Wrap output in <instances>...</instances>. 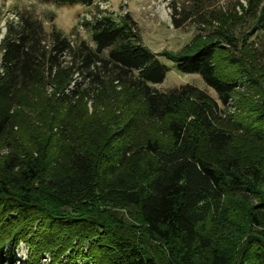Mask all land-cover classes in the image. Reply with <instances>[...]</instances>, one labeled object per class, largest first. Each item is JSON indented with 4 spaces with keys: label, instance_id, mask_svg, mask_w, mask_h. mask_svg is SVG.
<instances>
[{
    "label": "trees",
    "instance_id": "trees-1",
    "mask_svg": "<svg viewBox=\"0 0 264 264\" xmlns=\"http://www.w3.org/2000/svg\"><path fill=\"white\" fill-rule=\"evenodd\" d=\"M38 1L90 7L100 0ZM203 2L206 1L194 0L196 10H185L182 18L177 17L180 13L174 7V27L181 28L189 20L187 14L198 13ZM248 2V10L238 2L244 16L239 15L237 6L229 14L211 12L209 19L201 20L205 27L193 44L180 54L162 55L180 72L199 74L223 106L229 103L239 79L219 72L216 56L221 47L243 45L245 39L240 41L237 30L250 20L246 42L256 37L264 47V0ZM213 22L218 25L206 31ZM81 26L90 32L94 46L84 40L73 42L55 26L46 32L41 21L31 15H20L16 25L9 23L0 41V143L11 123V110L23 93L49 85L57 97L79 101L87 90L98 89L106 77L112 78L142 97L148 121H167L171 146L165 148L159 140L148 139L136 151L131 144H123L126 131L119 148H110L99 156L79 144H69L67 173L50 176L46 182L50 191L43 198L69 207L78 198H85L94 185L101 186L118 174L130 154L146 152L152 161L144 187L127 200L137 208L144 233L165 244L175 240L179 245L178 264H195L196 258L209 251L211 258L204 264H264V231L249 233L245 256L235 262L232 251L213 247L207 234L212 211L219 209L233 190H244L241 179L235 176L239 159H222L229 155L233 135L220 127L219 102L206 90L190 84L157 90L154 85L164 82L167 69L158 59L159 54L142 44L130 14L116 18L99 10L94 17L84 19ZM230 60L235 64L243 62L237 55ZM259 120L264 124L262 117ZM22 164H26L25 170L15 176ZM3 167L7 182L15 183L21 192H0V264H17L20 244L28 248V258L21 264H44L45 256L50 257L49 264H78L85 260L87 264L162 263L149 239L136 237V231L120 220L111 222L95 212L74 215L50 211L41 205L42 198L27 187L32 180L41 178L37 158L24 163L12 156L3 162ZM252 176L256 188L264 186L261 162L253 166ZM256 210L250 212L251 224L264 228V213ZM13 214L16 217H11Z\"/></svg>",
    "mask_w": 264,
    "mask_h": 264
},
{
    "label": "rangeland",
    "instance_id": "rangeland-1",
    "mask_svg": "<svg viewBox=\"0 0 264 264\" xmlns=\"http://www.w3.org/2000/svg\"><path fill=\"white\" fill-rule=\"evenodd\" d=\"M205 1L201 4L202 11L194 12V15L187 14L189 20L176 29L172 23L174 7L180 13L177 17L182 18L190 9L196 10L194 0H100L90 7L81 4L58 6L38 0H0V41L9 23L14 22L16 25L20 15L25 14L39 19L46 32L55 26L73 42L84 40L94 46L90 32L81 26L84 19L94 17L99 10L111 13L116 18L130 14L136 22L142 44L159 54L158 59L167 69L164 82L154 87L159 91H167L190 84L206 90L221 107L220 127L233 135L229 155L222 159H239V168L234 175L241 179L244 190H233L224 198L219 209L212 211L210 219L213 221L209 222L206 230L213 247L231 250L235 262L245 256L244 246L249 233L264 231V228L253 227L250 220L252 209L257 208L256 212L264 213V186L256 188L252 182L253 166L258 162L262 163L264 173V124L259 120L260 117L264 120V47L256 37L246 42V34L251 32V20L237 30L240 41L245 39L243 45L238 48L221 47L216 56L219 72L239 79L229 103L223 106L215 91L206 85L199 74L180 72L173 62L162 56L165 53L180 54L193 44L195 36L202 33V27H205L201 20L210 18L211 12L218 10L229 14L237 6L236 10L242 15L238 2L245 10L250 8L248 0ZM200 16L205 17L200 19ZM213 23V26L207 25L206 31H213L214 25H218ZM235 55L242 58L243 62H232L230 57ZM1 60L0 52V64ZM100 86L87 90L81 100L72 102L65 101V97H57L54 88L49 85L19 97L11 110V123L0 143V188L3 189L0 192L9 191L12 195L21 192L15 183L7 182L3 172L4 161L12 156H17L24 163L37 158L41 165V178L32 180L27 187L34 196L42 198L40 201L43 204H39L50 211L74 215L95 212L111 222L120 220L136 231V237L149 239L152 251L159 257L161 264H178V243L172 240L165 244L151 239L139 223L137 208L127 202L129 196L144 187L152 161L146 152L138 153V156L130 154L129 160L121 163L118 174L108 178L101 186L94 185L85 198H78L69 207L43 198L44 193L50 191L46 187L50 176L53 173L56 176L67 173L69 144H79L97 156L110 148L116 150L123 141V144H131L136 151L148 139L159 140L165 148L171 146L172 137L167 130V121H148L141 96L108 77ZM124 132L126 138L120 141ZM216 161L220 165L219 160ZM25 167L26 164H22L14 175H19ZM11 217L16 216L13 214ZM16 255L17 264L23 263L28 258V248L20 244ZM210 258L211 251L196 258L195 264H204ZM49 261L48 256L42 259L44 264H49ZM78 264H87V260Z\"/></svg>",
    "mask_w": 264,
    "mask_h": 264
}]
</instances>
